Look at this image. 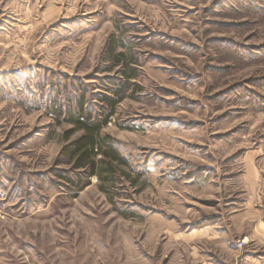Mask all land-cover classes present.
Here are the masks:
<instances>
[{
	"label": "rangeland",
	"instance_id": "1",
	"mask_svg": "<svg viewBox=\"0 0 264 264\" xmlns=\"http://www.w3.org/2000/svg\"><path fill=\"white\" fill-rule=\"evenodd\" d=\"M0 264H264V0H0Z\"/></svg>",
	"mask_w": 264,
	"mask_h": 264
},
{
	"label": "trees",
	"instance_id": "2",
	"mask_svg": "<svg viewBox=\"0 0 264 264\" xmlns=\"http://www.w3.org/2000/svg\"><path fill=\"white\" fill-rule=\"evenodd\" d=\"M113 52V43L108 42L106 54L108 57H112L116 64L120 63L119 56L122 54H113ZM120 101L121 98H106L109 112L101 120L90 121L88 117H84L85 111L82 103H80L76 114L71 113L68 116L67 121L72 125V128L65 132V139H69L70 135L76 131L82 132L78 138L69 142L63 150L65 163L71 165L72 171H87V177L97 176L104 183L113 181L116 174V166L124 161L111 143L110 136L102 135L101 130L108 123L110 116ZM61 177L68 182H84L79 176L75 178Z\"/></svg>",
	"mask_w": 264,
	"mask_h": 264
}]
</instances>
